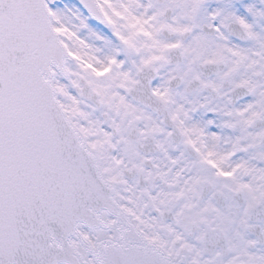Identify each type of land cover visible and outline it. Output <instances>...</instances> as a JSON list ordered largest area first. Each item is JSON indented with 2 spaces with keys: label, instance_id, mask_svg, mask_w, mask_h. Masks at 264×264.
<instances>
[{
  "label": "snow or ice",
  "instance_id": "6c2138e0",
  "mask_svg": "<svg viewBox=\"0 0 264 264\" xmlns=\"http://www.w3.org/2000/svg\"><path fill=\"white\" fill-rule=\"evenodd\" d=\"M0 264H264V0H0Z\"/></svg>",
  "mask_w": 264,
  "mask_h": 264
}]
</instances>
